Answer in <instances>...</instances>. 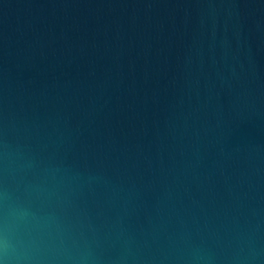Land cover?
<instances>
[{"label":"water","instance_id":"water-1","mask_svg":"<svg viewBox=\"0 0 264 264\" xmlns=\"http://www.w3.org/2000/svg\"><path fill=\"white\" fill-rule=\"evenodd\" d=\"M0 264H264V0H0Z\"/></svg>","mask_w":264,"mask_h":264}]
</instances>
